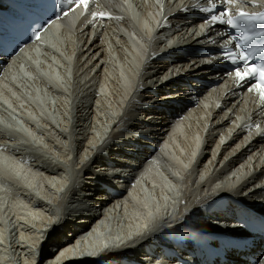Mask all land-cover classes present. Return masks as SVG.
<instances>
[{
    "label": "bare ground",
    "instance_id": "1",
    "mask_svg": "<svg viewBox=\"0 0 264 264\" xmlns=\"http://www.w3.org/2000/svg\"><path fill=\"white\" fill-rule=\"evenodd\" d=\"M181 2L138 6L156 16L159 30L168 21L182 28L172 45L162 37L152 42L150 30L141 32L143 59L134 29L99 41L64 22L44 36V49L32 47L0 78V98L10 96L7 110L0 102V118L7 119H0V210L10 198L6 184L18 187L12 194H25L7 205L6 226L0 216V264H140L162 256L172 236L187 244L185 231L211 228L212 210L222 208L226 191L233 193L228 204L240 198L264 211V145L230 125L231 113L240 116L236 101L224 99L216 109L206 99L185 109L182 120L173 117L190 98L181 83L214 77L209 67L197 72L199 57L174 51L197 42L193 28L184 29L187 20L171 18ZM123 12V20H134ZM173 56L179 60L163 61ZM159 140L165 144L157 155L149 153ZM20 142L24 152H14ZM147 153L146 167L139 162L135 169L131 156ZM129 177L134 185L124 182ZM111 184L114 197L106 189ZM226 213L213 212V220L230 231L236 224L220 218ZM33 226V234L23 231ZM17 233L30 245L16 241ZM149 242L157 246L150 255L142 252Z\"/></svg>",
    "mask_w": 264,
    "mask_h": 264
},
{
    "label": "snow or ice",
    "instance_id": "2",
    "mask_svg": "<svg viewBox=\"0 0 264 264\" xmlns=\"http://www.w3.org/2000/svg\"><path fill=\"white\" fill-rule=\"evenodd\" d=\"M60 4L63 6L65 4L73 6L72 9L83 7L85 12L89 11L90 5L94 3V0H59ZM224 3L231 4L233 0H223ZM215 4L210 8L202 9L205 12H212L215 8ZM69 10H63L57 18H63L68 15ZM93 18L99 16L100 18H109V14L105 12L91 13ZM239 19L243 20L245 23H252L253 21H258L261 25H264V14L252 15L246 12L241 11L239 13ZM223 23L230 25L233 28H239L240 25L235 23L232 19L229 9L218 12L216 15L210 17L209 23ZM255 36H264V28H261L253 34H249L247 28L244 29V34L239 37L241 43L235 47L239 51L228 50L223 53V58L229 60L233 64L243 63V68H236L235 75L238 83H243L246 80L252 78H258V82L255 84V90L260 92L261 99H264V58L261 59L259 64H252L250 61L257 54L264 52V47H254L252 41ZM36 38L40 39V32L36 33ZM233 39H236L233 37ZM248 46V47H245ZM249 90H253L252 86L249 87ZM258 127V125H257Z\"/></svg>",
    "mask_w": 264,
    "mask_h": 264
},
{
    "label": "rangeland",
    "instance_id": "3",
    "mask_svg": "<svg viewBox=\"0 0 264 264\" xmlns=\"http://www.w3.org/2000/svg\"><path fill=\"white\" fill-rule=\"evenodd\" d=\"M60 33V32H59ZM148 35V34H147ZM43 52H44V50H43ZM69 56V55H68ZM44 60V59H43ZM29 64H30V60H27V64H25V66H27V67H29ZM12 91H13V88H12ZM11 95H12V93H11ZM32 96V95H31ZM10 96H8L7 98H5V97H3V99H1L0 98V102H1V104L3 105V110H7V108H6V106H7V104H8V98H9ZM0 108H2L1 107V105H0ZM1 120H3V118H0ZM5 120H7V119H5ZM5 120H3V121H5ZM1 132V131H0ZM7 138V137H6ZM10 138H7V142L8 141H10L9 140ZM12 140V139H11ZM28 146H30V144L28 143ZM24 147H26V143L25 142H20V144L19 145H16L15 146V149H14V152H15V150H20L21 149V153H23L24 152ZM3 156H5V155H3ZM3 158V157H2ZM6 168V167H5ZM6 172H8V170H5ZM11 172H13V171H9V173H7L8 175L11 173ZM18 181H20L19 180V178H16ZM7 185V189H8V192L6 191V192H4V193H6L7 194V196H9L10 198H7V199H5V200H7V202H5V200H4V204H5V206H3V208H1L2 210H0V216L4 219V217L6 216V213H4L5 211H6V207H7V205H10V202H11V200L13 201L14 199L13 198H15V197H23V196H21V194H24V192L23 191H18V192H16L15 194H12V191H15L16 189H18V187L17 186H14V185H11V184H6ZM133 185H134V182H133ZM11 187V188H10ZM28 188H30V187H28ZM20 195H19V194ZM109 193V192H108ZM0 194H3V192H1V189H0ZM112 194V195H111ZM109 193V196L110 197H112L113 196V193ZM25 195V194H24ZM3 203V201L0 199V204H2ZM132 206V208H135L136 207V204H133V205H131ZM10 211H11V209H10ZM12 214V213H11ZM31 215H32V213H31ZM33 218H35V217H33ZM38 219H39V217H38ZM123 219L125 220V221H127L128 222V218H126L125 216H123ZM4 222H5V226H6V223H8V222H6V218L4 219ZM94 226V225H93ZM34 227V226H33ZM27 227H25L24 228V230L23 231H25V232H28V231H31L30 233L31 234H33L35 231V227L34 228H30V229H26ZM0 229H2V228H0ZM18 232V231H17ZM89 232V230H85V233H88ZM6 233H7V231H6ZM50 233H53V230L51 229L50 230ZM82 233H84V231L82 232ZM29 235V234H28ZM154 236H155V234H153ZM153 235H152V237H153ZM78 237V236H77ZM77 237L72 241V244H75V242H76V240H77ZM151 237V238H152ZM14 238H16V241L18 240V239H20L22 242H23V244L24 245H30L29 243V240L22 234V233H20V235L18 236V233L17 234H15L14 235ZM148 238H150V237H148ZM148 238H147V240H148ZM3 241H5V239H3ZM147 242V241H146ZM163 242V241H162ZM162 242H160V243H162ZM31 246H33V245H31ZM49 248H50V245H49ZM27 249H28V247H27ZM56 251V250H55ZM54 251V252H55ZM154 251H156V249L155 250H152V251H150V252H148L149 253V255L152 253V252H154ZM150 257V256H149ZM158 262H161V260L160 259H158Z\"/></svg>",
    "mask_w": 264,
    "mask_h": 264
}]
</instances>
